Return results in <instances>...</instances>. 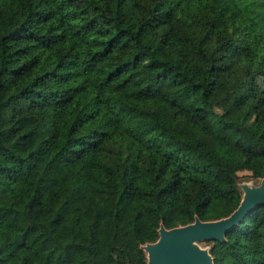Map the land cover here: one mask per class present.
I'll return each mask as SVG.
<instances>
[{
    "label": "trees",
    "instance_id": "16d2710c",
    "mask_svg": "<svg viewBox=\"0 0 264 264\" xmlns=\"http://www.w3.org/2000/svg\"><path fill=\"white\" fill-rule=\"evenodd\" d=\"M263 74L264 0H0V264H137L160 223L227 215ZM214 242L264 264V205Z\"/></svg>",
    "mask_w": 264,
    "mask_h": 264
},
{
    "label": "water",
    "instance_id": "95a60500",
    "mask_svg": "<svg viewBox=\"0 0 264 264\" xmlns=\"http://www.w3.org/2000/svg\"><path fill=\"white\" fill-rule=\"evenodd\" d=\"M236 185L237 180H236ZM242 197L227 215L214 219L195 216L190 222L157 228V238L140 245L146 254V264H213L210 249L200 247L198 241L224 240L225 233L238 224L256 205H264V176L258 184L240 185Z\"/></svg>",
    "mask_w": 264,
    "mask_h": 264
},
{
    "label": "rangeland",
    "instance_id": "374dc122",
    "mask_svg": "<svg viewBox=\"0 0 264 264\" xmlns=\"http://www.w3.org/2000/svg\"><path fill=\"white\" fill-rule=\"evenodd\" d=\"M246 62H247L246 58L238 60V63L236 62V64L234 65L235 71L240 69L241 65H245ZM263 77H264V74H263V76L258 77V82H260L261 84L263 83V79H264ZM159 92L160 93H158L157 96H159L160 98H157L158 99L157 101L161 102V104H162L161 100H164V97H162L161 95L163 93L164 94H166V93L164 90H161ZM167 95H169V94H167ZM188 129H190V128H188ZM243 147H244L243 148L244 150L241 149V151H242L241 154L235 155V152H237V150H239V148H235V147L232 148L235 151H233V153L231 154V168H232V172H233V174L237 180V184H238V187H237V189H238L237 192L239 195L238 203L240 202L241 197H242V190L240 188V185L242 183H246L249 185L258 184L260 179L264 176V171L261 174H254L253 173V168H254V164L256 161L255 157L252 154V152L248 151V149L246 148L247 144H244ZM229 153H230V151H229ZM238 203H237V205H238ZM261 205H256L255 207L261 206ZM224 240H225V238H224ZM214 241H216V240H214ZM214 241H208V240L207 241H198V242H196V244H198L200 247H204V248H207L210 250L213 247L212 252L216 256L217 255L222 256L223 255L222 250L218 246L217 242H214ZM141 251L143 253V260H140L137 264H146V254L143 250H141Z\"/></svg>",
    "mask_w": 264,
    "mask_h": 264
}]
</instances>
